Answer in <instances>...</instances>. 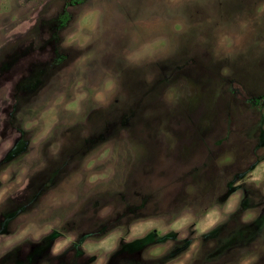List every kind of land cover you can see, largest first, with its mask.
Returning a JSON list of instances; mask_svg holds the SVG:
<instances>
[{"label": "rangeland", "instance_id": "1", "mask_svg": "<svg viewBox=\"0 0 264 264\" xmlns=\"http://www.w3.org/2000/svg\"><path fill=\"white\" fill-rule=\"evenodd\" d=\"M0 264H264V0H0Z\"/></svg>", "mask_w": 264, "mask_h": 264}, {"label": "trees", "instance_id": "2", "mask_svg": "<svg viewBox=\"0 0 264 264\" xmlns=\"http://www.w3.org/2000/svg\"><path fill=\"white\" fill-rule=\"evenodd\" d=\"M72 1H73V3H82L85 0H72Z\"/></svg>", "mask_w": 264, "mask_h": 264}]
</instances>
